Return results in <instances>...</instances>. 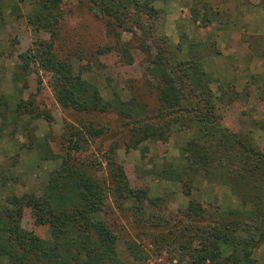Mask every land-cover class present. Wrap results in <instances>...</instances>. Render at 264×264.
Returning a JSON list of instances; mask_svg holds the SVG:
<instances>
[{"label": "rangeland", "instance_id": "rangeland-1", "mask_svg": "<svg viewBox=\"0 0 264 264\" xmlns=\"http://www.w3.org/2000/svg\"><path fill=\"white\" fill-rule=\"evenodd\" d=\"M261 4L264 0H154L156 13L144 14L133 30L119 27L110 34L86 0H62L56 49L71 61L73 76L95 84L108 104L106 110L85 113L62 105L51 72L39 61L31 63L21 80L14 79L22 57L50 33L29 22L31 0H0V97L10 106L0 118V167L10 175L0 197L12 191L41 193L64 158L105 177L111 153L131 185L148 193L143 213L127 202L120 207L106 193L102 212L95 214L107 223V237L115 241L123 263L197 264L200 230L215 223L217 209L239 207L241 199L228 185L205 175L203 167L195 176L190 172L185 148L197 128L177 121L166 138L149 137L132 147L128 118L115 104L140 103L148 118L155 111L157 89L143 49L148 45L155 53L167 40L178 58H200L213 90H223L218 101L222 123L264 150ZM108 45L112 50L99 52ZM18 103L26 106L15 111ZM44 146H50L57 159H43L50 155ZM33 216L26 208L23 225L47 237L49 226L36 224ZM255 255L258 264H264V244Z\"/></svg>", "mask_w": 264, "mask_h": 264}, {"label": "trees", "instance_id": "trees-1", "mask_svg": "<svg viewBox=\"0 0 264 264\" xmlns=\"http://www.w3.org/2000/svg\"><path fill=\"white\" fill-rule=\"evenodd\" d=\"M86 1L105 20L110 34L119 27L133 30L144 14L156 13L154 0ZM31 4L29 22L48 31L50 38L40 39L27 51L16 66L14 79L21 80L30 72L31 63L39 61L51 72L52 88L64 107L85 113L106 110L108 104L99 88L79 75L73 76L71 61L56 49L63 20L62 0H31ZM148 48L146 45L143 50L149 55L147 71L155 81L158 106L148 118L147 109L140 103L116 100L115 104L117 111L128 118L129 145L137 147L149 137L164 139L177 121L197 128V135L185 148L190 172L195 176L203 167L211 180L228 185L241 199V205L216 210L215 223L200 230L195 262L258 264L255 252L264 244V150L253 147L222 123L218 101L223 98V90H213L211 74L200 58H178L167 40L163 47L157 46L155 53ZM98 50L104 53L112 46ZM24 106L18 103L15 111ZM9 107L0 97V118ZM70 132L80 135V131ZM49 148L44 146L50 155L43 159H57ZM107 158L105 177H96L84 166L64 158L41 193L12 191L0 197V264H124L115 241L107 237V223L95 214L102 212L106 193L120 207L127 202L143 213L148 193L131 185L113 154ZM9 176L0 167V188L9 183ZM26 208L32 210L36 224L49 226L47 237L23 225Z\"/></svg>", "mask_w": 264, "mask_h": 264}, {"label": "crops", "instance_id": "crops-1", "mask_svg": "<svg viewBox=\"0 0 264 264\" xmlns=\"http://www.w3.org/2000/svg\"><path fill=\"white\" fill-rule=\"evenodd\" d=\"M262 6H263V8H261L260 10L262 11V12H264V5L263 4H261ZM262 27H264V26H262ZM261 27V28H262ZM254 28H255V26H254Z\"/></svg>", "mask_w": 264, "mask_h": 264}]
</instances>
